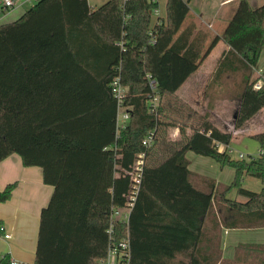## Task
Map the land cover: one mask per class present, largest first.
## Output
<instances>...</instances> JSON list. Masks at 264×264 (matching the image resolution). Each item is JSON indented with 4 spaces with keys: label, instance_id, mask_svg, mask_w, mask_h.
I'll use <instances>...</instances> for the list:
<instances>
[{
    "label": "trees",
    "instance_id": "obj_1",
    "mask_svg": "<svg viewBox=\"0 0 264 264\" xmlns=\"http://www.w3.org/2000/svg\"><path fill=\"white\" fill-rule=\"evenodd\" d=\"M158 8L153 0L96 7L88 0H37L19 19L0 24V163L17 154L25 167L42 168L44 183L54 187L41 211L34 264H98L107 252L112 209L125 203L129 172L142 152L130 264H222L223 229L264 228V154L239 160L219 152L218 144H232V132L176 96L223 41L227 49L213 81L228 70L242 76L234 82V128L264 108V87H254L264 81V72L254 73L264 51V3L238 0L213 36L189 21L190 0H167L165 19L152 25ZM117 76L131 113L120 132L112 91ZM171 127L180 128L179 141L169 137ZM151 131L148 148L143 140ZM249 137L264 150V132ZM189 152L233 167V182L191 171ZM246 177L259 179L261 191L244 187ZM16 187L0 188V203ZM253 247L264 252V245ZM10 260L6 254L0 264Z\"/></svg>",
    "mask_w": 264,
    "mask_h": 264
},
{
    "label": "crops",
    "instance_id": "obj_2",
    "mask_svg": "<svg viewBox=\"0 0 264 264\" xmlns=\"http://www.w3.org/2000/svg\"><path fill=\"white\" fill-rule=\"evenodd\" d=\"M237 2L238 0H222L220 4L222 13L227 6L233 3L237 4ZM250 2L253 5L263 4V0H250ZM18 7V11L22 12V16L26 10H23L20 6ZM235 7L236 5L228 10L225 14V18L222 16L223 20L219 22L218 17L209 20L207 16H204L203 12L197 15L192 11L189 16V21L196 23L200 28H203V24H205L210 31L204 28L203 30L208 32L210 36L220 34L225 27V21L229 20ZM14 13L15 12L12 14ZM221 15L220 13V16ZM161 19L165 18L161 17ZM218 47H221L219 55L214 58V60L210 61L211 54ZM226 49V44L220 41L204 60L201 67L187 79L180 89H178L176 96L181 99L182 102L193 107L198 113L209 115L210 121L219 129L229 132L233 131V140L230 145L233 147V143L241 141V137H249L251 134L256 133L252 131L253 124L251 123L258 118L262 121V116L259 117L256 114L257 116L255 115L250 119L243 128L239 130L234 128L233 120L235 116L232 115V112L235 102L236 110H238L239 107V101L237 99L239 93L235 90L237 85L234 84V82H240L242 76L234 74L227 69L228 71H223L222 74H219L218 81H213L218 64L222 60V55ZM261 60L264 62V51L260 61ZM260 61L256 68V73L259 75L264 72V66L260 67ZM263 109L261 111H263ZM169 137L174 141H179L181 139L180 128L171 127L169 129ZM258 146L260 150V145L258 144ZM187 157L190 161L189 168L191 171L204 175L210 179L214 178V176L203 169V166L207 163L205 157L193 152H189ZM233 158L237 159L235 157ZM225 170H228L227 176H231L232 170ZM225 170L221 168L219 172L222 173ZM247 178L248 177L245 179ZM15 182L17 183V187L13 191L12 198L5 203H0V220L5 229V234L0 236V259L4 255L9 254L11 258L28 264H34L41 211L49 204L54 192V187L44 183L42 168L25 167L21 157L17 154L11 155L0 163V188L3 190L8 184ZM237 200L245 201V198L238 196ZM6 234L11 235V238L6 239ZM255 245H264V228L223 229L221 236V251L224 262L222 264H264V252L254 250L253 246Z\"/></svg>",
    "mask_w": 264,
    "mask_h": 264
},
{
    "label": "built area",
    "instance_id": "obj_3",
    "mask_svg": "<svg viewBox=\"0 0 264 264\" xmlns=\"http://www.w3.org/2000/svg\"><path fill=\"white\" fill-rule=\"evenodd\" d=\"M32 0H2L1 6L4 11L13 10L18 6H22L25 3H31ZM37 0H33L35 2ZM126 1V0H124ZM153 2H158V0H153ZM154 14L160 18V9H156ZM211 27V25H210ZM152 88H156V82H151ZM254 87L256 89H261L264 87V81L259 80L255 83ZM112 91L114 97L118 102V109L116 115V128L117 132L125 129L128 123L131 120L130 111L124 107L122 104L127 96V89L123 86L121 79L117 76L112 82ZM159 101V97L156 95L152 99L153 107L157 105ZM155 139L154 131H151L147 134L145 139L143 140V145L145 147H150ZM219 152H227L231 155V157L235 156L236 150L232 146H227L225 144L217 145ZM264 150H259V153L256 157L263 155ZM254 157H251V160ZM237 159L243 160L246 159L245 154L239 153L237 155ZM250 160V159H249ZM146 163V153H139L135 159V162L129 172L131 185L128 194L126 195L125 203L122 206L114 207L112 209L110 224L107 229L108 235V244H107V252L104 257L98 260V264H130V260L132 257L131 251V239H130V231H129V221L131 213L136 205V201L138 199V195L141 188L143 170ZM120 226H126V230L119 229ZM6 239H10L11 235L6 234ZM10 264H28L26 262H22L15 258H11Z\"/></svg>",
    "mask_w": 264,
    "mask_h": 264
},
{
    "label": "rangeland",
    "instance_id": "obj_4",
    "mask_svg": "<svg viewBox=\"0 0 264 264\" xmlns=\"http://www.w3.org/2000/svg\"><path fill=\"white\" fill-rule=\"evenodd\" d=\"M107 1L108 0H88L89 4L93 7L102 5L103 3L107 2ZM1 2H2V0H0V24H7V23L15 21L16 19L21 17L22 12L18 11L19 7L15 8L14 9L15 11L14 10L3 11L2 6H1ZM166 2H167V0H159L160 15L162 18L166 17V13H167ZM221 2H222V0H190V7H191V11L193 13L198 15L199 13L203 12L204 16H207V18H209V20H212L213 18L218 17V22H219V21L223 20V18H225L226 12L228 10L232 9L236 5L235 3H233L229 6H227L225 8L224 12L222 13L221 7H220ZM262 3H264V0ZM33 4H34V2L32 0L31 3H26L22 6H20V8H22L23 10H27ZM13 12H15V13L12 14ZM220 13L222 14L221 16H220ZM222 16H223V18H222ZM157 21H158V16L154 14L152 17V25H155V23ZM225 23H226L225 24V26H226L228 23V20L225 21ZM203 26H204L203 28L205 30L210 31V29L207 28L205 26V24H203ZM219 31H220V29H219ZM220 48L221 47H218L211 54L210 59H209L210 61L214 60V58H216L219 55L220 50H221ZM263 66H264V62H263V60H261L260 61V67H263ZM254 73H255V77L259 76V74L256 73V70H254ZM235 90L239 93V89L237 87ZM235 104H236V102H235ZM235 104L233 106V112H232V115H234V116H236V113H237ZM257 115L259 117L262 116V121L259 118L257 120H254L251 123V124H253L252 125V129H253L252 131H254L256 133L264 132V109H263V111L259 112ZM258 121H261V122H258ZM232 133H233V131H232ZM240 140L241 141H238V142L235 141L236 143H233V147L236 150L235 156H234L235 158H237V155L239 153L245 154L247 160L251 159V157H256L258 155L259 146L255 140H253L247 136L241 137ZM202 157H205V156H202ZM205 158L207 160V163L203 166V169H204V171H207L212 176H214V178H212L214 181H217V183L220 182L222 184H231L233 182V180L235 178V170L233 167H231V166L222 167L221 164L219 162H217L215 159H213L211 157H205ZM221 168H223V170H225V169L232 170L231 176H229V177L227 176L228 170H225L224 172L220 173L219 171H221ZM243 185H244V187L250 188L251 190L257 191V192L261 191V189H262V182L259 179L252 178V177H248L247 179H245L243 182ZM231 197L232 198L235 197L234 193L231 194Z\"/></svg>",
    "mask_w": 264,
    "mask_h": 264
}]
</instances>
